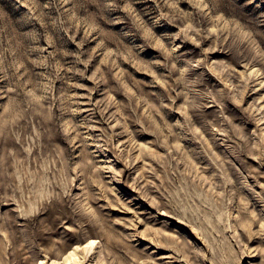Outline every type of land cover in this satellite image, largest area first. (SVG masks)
I'll return each instance as SVG.
<instances>
[{
    "label": "rangeland",
    "instance_id": "1",
    "mask_svg": "<svg viewBox=\"0 0 264 264\" xmlns=\"http://www.w3.org/2000/svg\"><path fill=\"white\" fill-rule=\"evenodd\" d=\"M190 164L223 206L196 216ZM0 240V264H264V0H0Z\"/></svg>",
    "mask_w": 264,
    "mask_h": 264
},
{
    "label": "bare ground",
    "instance_id": "2",
    "mask_svg": "<svg viewBox=\"0 0 264 264\" xmlns=\"http://www.w3.org/2000/svg\"><path fill=\"white\" fill-rule=\"evenodd\" d=\"M214 154V153H213ZM217 157V154H216V156H215V158ZM221 158H222V156H221ZM218 159V158H217ZM218 161H220V160H218ZM223 161H224V158H223ZM216 162V161H215ZM218 164V163H217ZM226 164V163H225ZM191 165V164H190ZM189 165V167H188V169H185V170H180V171H178V170H176V174L178 175V178H177V181H179L181 184H182V187H184L183 189H184V192H181V191H179V193L181 194V195H184L185 196V199H186V202H188V201H192V202H194V201H196L195 203H193V205L195 206L194 207V210H197V214H196V216L198 215V214H200V212L201 211H204L205 212V214H206V212L207 211H209V209L210 208H212V210L214 209V208H218V207H221V206H223L225 203H226V196L224 197V195L223 194H221L220 192H217L216 190L214 191V190H207L206 188H205V186H206V184H209V183H211V185H212V187L211 188H213V189H215L216 187H217V185H224L223 183L225 182L224 180V182H221L220 183V181L217 179V181H208V178L207 177H203V178H198V179H193V178H191L190 176V174H191V172L194 170L195 171V169H194V166H190ZM229 165V164H228ZM227 165V167H229ZM232 165V164H231ZM219 166V165H218ZM223 166H224V164H223ZM226 167V168H227ZM219 168V167H218ZM234 168V167H233ZM221 169H223V168H221ZM260 169V168H259ZM227 170H228V172L230 173V172H232L231 170H229V168H227ZM226 170V171H227ZM257 171V170H256ZM233 173V172H232ZM231 174V173H230ZM224 174H222V176H223ZM234 175H236V174H234ZM256 175V174H255ZM210 177V176H209ZM238 177V176H237ZM223 178H225V177H223ZM28 179V178H27ZM26 179V180H27ZM214 179H215V177H214ZM232 179V178H231ZM221 180V179H220ZM234 180V179H233ZM209 182V183H208ZM24 183V182H23ZM25 184V183H24ZM226 184V183H225ZM28 185V184H27ZM205 185V186H204ZM234 185V184H233ZM23 186V185H22ZM226 186H227V184H226ZM223 187V186H222ZM23 188V187H22ZM23 189H25V187L23 188ZM24 191H22V193H23ZM225 194V193H224ZM38 196V195H37ZM41 196H43V195H41ZM27 197V196H26ZM31 197V196H30ZM39 197H40V195H39ZM34 198V197H33ZM41 198H44V196L43 197H41ZM40 198V199H41ZM19 199V198H18ZM29 199V198H28ZM27 199V200H28ZM39 199V201H41ZM64 200H65V198H63ZM62 199V200H63ZM24 200V199H23ZM30 200V199H29ZM34 200H35V198H34ZM34 200H32V202L34 201ZM38 200V199H37ZM19 201V200H18ZM20 203H21V201H19ZM30 202V201H29ZM29 202H25V203H29ZM32 202H31V204H32ZM37 202V201H36ZM23 203H24V201H23ZM24 203V204H25ZM43 203V202H42ZM189 203V202H188ZM30 204V206L32 207V205ZM40 204V203H39ZM26 205H28V204H26ZM25 206V205H24ZM29 206V205H28ZM39 206V205H38ZM34 207H37V206H34ZM40 207V206H39ZM26 208V207H25ZM24 208V209H25ZM27 209H28V207H27ZM11 220H7L6 221V223H4V226H6V225H8V223H11L10 222ZM13 221V220H12ZM250 221V220H249ZM28 224V223H27ZM10 225V224H9ZM216 225V224H215ZM214 225V226H215ZM2 227V226H1ZM31 227V226H30ZM8 228V227H7ZM29 228V227H28ZM31 229V228H30ZM38 229V228H37ZM29 230V229H28ZM26 231V230H25ZM31 232V231H30ZM33 232H34V230H33ZM0 242H1V240H0ZM91 243L90 244H93L94 243V240H91L90 241ZM4 243V242H3ZM1 244V243H0ZM91 246H88L87 248H90ZM78 248H79V246L77 245V246H75V248L74 249H72V250H70L67 254H66V256H65V260H64V263L65 264H78V262H77V260H76V258H77V250H78ZM3 248L0 246V253L2 254L3 253V250H2ZM0 258H2L1 257V255H0ZM40 264H44V262L43 261H41L40 262Z\"/></svg>",
    "mask_w": 264,
    "mask_h": 264
}]
</instances>
